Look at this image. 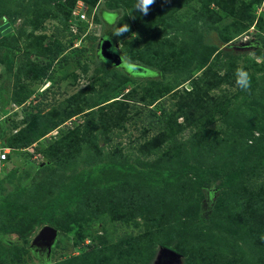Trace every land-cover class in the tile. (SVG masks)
<instances>
[{"label":"rangeland","instance_id":"obj_1","mask_svg":"<svg viewBox=\"0 0 264 264\" xmlns=\"http://www.w3.org/2000/svg\"><path fill=\"white\" fill-rule=\"evenodd\" d=\"M176 1L151 6L147 15L164 20L155 32L123 0H78L92 8L90 25L72 39L67 0H0V23L15 20L13 35L0 40V60L9 53L16 60L12 71L0 62L1 142L12 147L13 135L26 141L49 131L33 144L39 151L12 147L0 176V256L27 241L22 264H158L168 241L237 264L242 239L229 226L238 192H264V0H231L233 10L212 19L209 9L210 25L195 19L201 1L177 8ZM124 25L129 30L115 35ZM103 38L146 72L106 63ZM37 64L54 80L28 77ZM238 66L251 77L249 91L236 85ZM116 98L121 108L103 109ZM159 133L153 143L161 147L142 152ZM45 225L58 229L51 252L33 245ZM165 264H188L187 256Z\"/></svg>","mask_w":264,"mask_h":264},{"label":"trees","instance_id":"obj_2","mask_svg":"<svg viewBox=\"0 0 264 264\" xmlns=\"http://www.w3.org/2000/svg\"><path fill=\"white\" fill-rule=\"evenodd\" d=\"M77 1L78 0H67V6H68L66 9V15L68 18L67 29L69 30L70 34L72 35V39L78 38L79 35L82 34L81 29H83V31H85L86 29H88V26L90 25V22L88 20H79L77 22V24L79 25L77 32L76 31L73 32V30L71 29L73 26L72 25L73 19L75 18L74 9L76 7ZM86 1H88V3L90 2L91 6L95 5L97 2V0H86ZM123 1H125L126 5H128L127 8H129V7L133 8L134 7V9H135V4H136L137 0H123ZM189 1H192V0H178L176 2H172V6H175L177 8L179 5H184ZM193 1H196V0H193ZM198 1H201L202 4L200 5V9H198V7L194 8V13H195V19L198 18L197 21L200 22L201 25L204 23H206L207 25H210L211 21H209L208 19L215 18V16L213 14L217 13L216 11H220V12L222 11V13L228 14L229 11H227V9H229L231 2L233 3L232 4L233 6L235 4V1H231V0H228V3H226L225 0H198ZM211 2L217 3L218 8H216V9L210 8L209 3H211ZM90 5L88 6L87 12L91 11V9H92ZM170 5H171V3H170ZM157 9L158 8H156L154 10V12ZM209 9H212L214 11H210ZM229 10H233V9H229ZM136 11L137 10L135 9L134 12L137 13ZM206 11H210L209 15H212V17L208 15L207 16L208 19H207L205 16L207 15L208 12L205 14ZM230 12H233V11H230ZM139 13L141 14L142 20L145 19L144 29L146 31L152 30L155 32H159V25L162 22H164L161 15L155 13V17L152 18L150 15H144L142 12H139ZM214 21H215V19L213 20V22ZM235 25H232V26H235ZM233 29H235V30L237 29V31H239V32L243 31V27H240V26L231 28V30H233ZM14 30H15V20L11 19V18H7L6 20H4L2 23H0V40H3L5 38L12 36L14 33ZM231 36L232 35H230L228 37L230 38ZM235 37H237V36L233 35V37L230 38V40L235 38ZM38 52L39 53L41 52V54H44V55L46 54V51H44V50H41ZM8 55H10L8 61H5V58H2L0 60V62L5 63L6 69L9 71H12L13 67L11 64L12 63L15 64L14 62H16L15 57H14L15 54L9 53ZM50 55H52V53ZM57 55H58L57 53L53 54L51 56V59L56 60ZM50 66L51 65L49 64V67ZM43 68L44 67L42 65L39 66L37 64V67H34L33 69L27 68L26 73L28 74V77H34L35 80L39 81V83H41L44 79H53L54 80V77L52 74L47 75L43 72V70H42ZM18 70H19V68H18ZM52 72H53V70H52ZM21 87L28 88V86H25V85H23ZM0 91H2V92H0L1 93L0 95L3 96L5 94V90L0 89ZM119 93L121 94L122 92L120 91ZM28 96H29V94H28ZM9 98L11 99V97H9ZM125 98H127V97H125ZM121 101L122 100H120V98L119 99L116 98L115 100L103 105L102 107H103V109H105V107H110L111 110H112V108H121L120 107L121 105H118ZM70 112H72V114H70ZM81 112H82V110H80L79 108H78V111L73 109V110L69 111V114L71 115V116H69V118H71V117H73V116H75ZM69 114H67V115H69ZM0 126H1L0 127V135H1V137L4 138L6 130H5V128L2 127L1 123H0ZM33 132H32V135L30 136V138H28L26 141H18V139L15 135L11 136L12 141L10 143H11V146L14 148H12V147H10V148H12V150L13 149L16 150L17 148H15V147H18L19 150L25 151V148L27 146L31 145V146L35 147L36 151L37 150L39 151V149H40L39 145L38 144L33 145V144L35 142H37L41 137L45 136L49 131H46V128H45V129L39 130L37 132H35V131H33ZM38 133H42V134L40 135V137L34 138ZM74 133L75 132L72 131L71 133L66 135V137H64V139L68 140V142H69L68 138L70 136L73 137ZM78 135L81 136L82 131H80V133ZM161 135H164V133H159V135L156 136L153 140L150 139V140H148V142H145L142 145L143 146L142 152H144V153L149 152L148 154H151V153H153L152 151L159 149V147H161V146L156 147V145L153 142H158ZM3 145L7 146L5 144V142L3 143ZM7 147H9V146H7ZM62 158L59 157V159H62ZM8 160H9V157H8ZM8 160H7V163H8ZM7 163H6L5 167L3 168L1 175L5 174ZM61 165H62V163H60V166ZM100 167H101L100 165H96V166H94L93 169L84 170V171H87V175L88 174L91 175V172L97 171ZM40 168L44 170V169L50 168V166L47 163L44 166L40 165ZM238 195H239V197L237 198V200L234 204L235 209L232 211V218H230L231 221H230V226H229L230 228H235L233 230L234 233L238 232L240 235V238L242 239L241 243H240L241 246L239 248L240 254L237 256L239 259L236 260V263L237 264H264V192L262 189H256L255 187L251 186L248 188L244 187V188L240 189L238 192ZM56 201H58L57 196H54L53 200L51 201V204L55 203ZM204 218L205 217H202L201 221H204ZM50 224H54V223H50ZM249 240H250V246L251 247H250V250L247 251V250H245V248H243V245L244 244L248 245ZM28 244L29 243L27 241H24V245H19L16 243V244H13V247H12V244H11V246H8V248H10V250L12 251L13 254L10 253L8 256H6V255L0 256V264H22L21 262L23 260V255H24L23 253L26 252L25 245H28ZM140 244H142V246L139 250H141L142 248L145 247V246H143V243H140ZM162 244H163L162 248L163 247L171 248V249L175 250L176 252H178L180 254V257H181V255H186L188 264H224V263H218L220 261L218 255H216L214 253V251L209 249V248L205 249L204 246L196 248L194 250H191V252H192V254H191L190 252H187V249L182 248V246L179 243H173V242L166 241V242H162ZM232 245H234L233 242L231 243V246L229 248H231V247L233 248ZM0 248H4V247L0 246ZM53 248L54 247H52V249ZM15 250H17V253H14ZM195 250H196V252H195ZM245 252L247 254L246 259L244 257V256H246ZM256 254L258 256V260L254 259L255 257L252 258V256H254ZM140 255L145 257L144 254H140ZM74 260H78V258H75ZM63 263L61 261L58 263H49V264H63ZM72 264H78V262L74 261V262H72Z\"/></svg>","mask_w":264,"mask_h":264},{"label":"water","instance_id":"obj_3","mask_svg":"<svg viewBox=\"0 0 264 264\" xmlns=\"http://www.w3.org/2000/svg\"><path fill=\"white\" fill-rule=\"evenodd\" d=\"M99 55L103 58V60L109 64L115 66H123L124 58L118 51V45L113 44V40L110 38H103L99 45ZM133 67V66H132ZM134 69V67H133ZM146 72V71H145ZM144 73V71L142 72ZM58 237V229L51 225H45L38 235L33 240L34 244H43L48 251H52V247L57 240ZM174 259H180V254L175 250L163 247L161 251L160 260L158 264H165Z\"/></svg>","mask_w":264,"mask_h":264},{"label":"clouds","instance_id":"obj_4","mask_svg":"<svg viewBox=\"0 0 264 264\" xmlns=\"http://www.w3.org/2000/svg\"><path fill=\"white\" fill-rule=\"evenodd\" d=\"M155 3V0H137L135 4V9L147 15L151 6ZM129 30L128 25H124L119 31L114 34L119 36ZM235 81L237 87L243 91H249L251 89V77L249 73L243 67H237L235 70Z\"/></svg>","mask_w":264,"mask_h":264},{"label":"built area","instance_id":"obj_5","mask_svg":"<svg viewBox=\"0 0 264 264\" xmlns=\"http://www.w3.org/2000/svg\"><path fill=\"white\" fill-rule=\"evenodd\" d=\"M87 10H88L87 7L84 8L78 2V4L74 9L75 19L73 20V24L79 20H88ZM10 152H11V148L2 144L1 135H0V175L2 174L3 168L7 163Z\"/></svg>","mask_w":264,"mask_h":264},{"label":"flooded vegetation","instance_id":"obj_6","mask_svg":"<svg viewBox=\"0 0 264 264\" xmlns=\"http://www.w3.org/2000/svg\"><path fill=\"white\" fill-rule=\"evenodd\" d=\"M113 44H115V43H113ZM107 63V62H106ZM127 64H130L131 66H134L135 68H138L137 66H135L134 64H131V63H128V62H126L125 60H124V63H123V67H127L128 68V65ZM139 70H144L145 71V69H140V68H138V71ZM41 249H43V248H41ZM43 250H45V249H43ZM47 252H48V249L46 250Z\"/></svg>","mask_w":264,"mask_h":264}]
</instances>
